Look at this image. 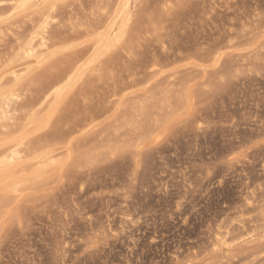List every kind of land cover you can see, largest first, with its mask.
I'll return each mask as SVG.
<instances>
[{
	"label": "rangeland",
	"instance_id": "rangeland-1",
	"mask_svg": "<svg viewBox=\"0 0 264 264\" xmlns=\"http://www.w3.org/2000/svg\"><path fill=\"white\" fill-rule=\"evenodd\" d=\"M18 1L0 67L41 23ZM55 7L0 86V264H264V0Z\"/></svg>",
	"mask_w": 264,
	"mask_h": 264
},
{
	"label": "bare ground",
	"instance_id": "bare-ground-1",
	"mask_svg": "<svg viewBox=\"0 0 264 264\" xmlns=\"http://www.w3.org/2000/svg\"><path fill=\"white\" fill-rule=\"evenodd\" d=\"M59 1L62 0H20L17 3L15 2L14 5L12 4V10L15 11V13L17 15H22L23 19L26 18L28 21L33 22L34 21V17L35 20L37 18L38 15V20H41V23L38 27H36L35 25L33 26V30L30 32V34L27 36L26 39L22 40L21 37L19 36L20 34L14 33L12 34V38H14L17 41V50L20 53V63H13L11 60V57H8V60L3 61V65L0 67V86L2 85L1 83L5 81L4 78H12L14 85H16V83L19 81V77L17 76V70H16V66H18L19 64H21L22 66H26L29 63L36 61L37 59V53L35 51V42L40 40L41 44L43 47L46 48V43L44 42L45 38L42 36L43 33H41L39 30H42L44 28V26L48 23V21L52 18V16L50 14L52 13H48L47 10H50L51 12H53L54 8H56L55 6L57 5V3ZM126 1V0H125ZM137 1V0H136ZM4 2V1H2ZM129 2V1H128ZM1 3V0H0ZM134 3V2H133ZM124 4V3H123ZM132 4V3H130ZM4 7V6H3ZM132 7V6H131ZM9 8V7H8ZM120 13L116 22V25H114L115 27L112 30V33L107 36V37H101L99 35V40H98V47L100 48V53L101 55L105 52H107L110 49H113L115 46V44H117L120 39L123 37V34L126 30L127 25L130 23L131 18L133 17L130 9H129V5L126 3L122 9H120ZM49 11V12H50ZM21 19V18H20ZM25 19V20H26ZM18 20V19H17ZM37 21V20H36ZM4 22V21H3ZM6 22V21H5ZM11 22V21H10ZM80 24V23H79ZM4 27V26H3ZM32 27V26H31ZM35 28V29H34ZM129 28V26H128ZM44 30V29H43ZM82 31V30H81ZM43 32V31H42ZM24 33V32H23ZM102 34V33H100ZM126 34V33H125ZM124 34V36H125ZM24 35V34H23ZM123 40V39H121ZM14 41V40H13ZM122 42V41H121ZM35 44V45H34ZM119 45V44H118ZM16 46V45H15ZM113 47V48H111ZM46 51V50H45ZM38 52V51H37ZM15 53V52H14ZM13 54V58L15 57V55ZM39 56V55H38ZM98 56V55H97ZM19 57V56H18ZM7 58V57H6ZM17 59V58H15ZM38 60V59H37ZM2 60H0L1 62ZM15 61V60H14ZM37 62V61H36ZM94 62V61H93ZM37 63H43L42 62H37ZM32 64V63H31ZM35 64V63H34ZM33 65V64H32ZM31 65V68H32ZM36 65V64H35ZM99 65V64H98ZM20 66V65H19ZM30 66V65H29ZM27 67V66H26ZM91 67V66H90ZM29 68V67H28ZM20 69V68H19ZM19 71V70H18ZM19 73V72H18ZM60 82V81H59ZM48 88V87H47ZM2 89V87H1ZM3 90V89H2ZM1 91V90H0ZM62 91V85L61 87L57 85V83L55 82V84H52L48 89H46V91L43 93L42 98H43V102H47V100L49 98H56L57 96H59L61 94ZM1 93V92H0ZM3 112V111H2ZM7 112V111H6ZM5 113V112H4ZM3 113V114H4ZM7 113H5L6 115ZM35 112H33L29 118H27L29 121V123L32 122V120H34L35 117ZM7 116V115H6ZM4 117L2 116V114H0V125H1V120H3ZM3 127V126H2ZM4 129V128H3ZM2 129V130H3ZM2 133V132H1ZM15 151V150H14ZM14 155V154H12ZM16 157H18L16 155ZM9 158V157H8ZM7 158V159H8ZM10 158H12L10 156ZM10 160V159H8ZM54 160V159H53ZM16 161V160H14ZM38 162V161H37ZM39 162H41L39 160ZM43 162V161H42ZM42 166L46 165V162H43ZM52 162V161H51ZM54 163V162H53ZM1 165H5L8 164V161L6 160V157L0 161ZM37 164V163H36ZM8 166V165H7ZM40 166V165H39ZM23 171V170H22ZM12 172V171H10ZM17 175V174H16ZM15 179V178H14ZM19 181V180H18ZM20 182V181H19ZM18 182L15 181V183L12 185L11 184V189H14L16 184ZM263 227V224H262ZM230 240V239H229ZM224 241V240H223ZM220 244V243H219ZM249 246V245H248ZM230 250V249H229ZM228 250V251H229Z\"/></svg>",
	"mask_w": 264,
	"mask_h": 264
}]
</instances>
